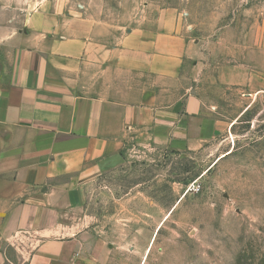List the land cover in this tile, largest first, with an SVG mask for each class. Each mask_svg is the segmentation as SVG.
<instances>
[{"label": "crops", "instance_id": "1", "mask_svg": "<svg viewBox=\"0 0 264 264\" xmlns=\"http://www.w3.org/2000/svg\"><path fill=\"white\" fill-rule=\"evenodd\" d=\"M35 1L0 3V264H146L156 231L104 226L86 184L126 143L198 151L225 129L184 72L194 45L168 12L110 37ZM250 60L223 81L264 91V37Z\"/></svg>", "mask_w": 264, "mask_h": 264}, {"label": "rangeland", "instance_id": "2", "mask_svg": "<svg viewBox=\"0 0 264 264\" xmlns=\"http://www.w3.org/2000/svg\"><path fill=\"white\" fill-rule=\"evenodd\" d=\"M53 3L110 37L171 13L194 45L190 84L227 124L198 151L126 143L122 164L86 184V211L104 215V226L155 230L146 264H264V91L223 81L258 72L250 55L264 37V0Z\"/></svg>", "mask_w": 264, "mask_h": 264}]
</instances>
